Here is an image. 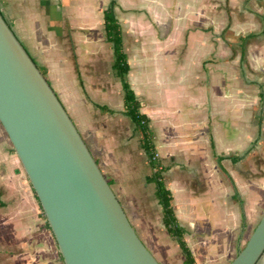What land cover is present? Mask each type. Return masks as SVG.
Returning <instances> with one entry per match:
<instances>
[{
    "label": "crops",
    "instance_id": "crops-1",
    "mask_svg": "<svg viewBox=\"0 0 264 264\" xmlns=\"http://www.w3.org/2000/svg\"><path fill=\"white\" fill-rule=\"evenodd\" d=\"M110 1L0 0V11L143 243L161 264H184L148 180L141 134L124 112L104 28ZM116 2L127 79L149 117L185 240L197 264H229L264 214V0ZM0 143V264H65L1 122ZM186 173L200 175L199 189ZM185 200L195 207L184 209Z\"/></svg>",
    "mask_w": 264,
    "mask_h": 264
},
{
    "label": "water",
    "instance_id": "water-1",
    "mask_svg": "<svg viewBox=\"0 0 264 264\" xmlns=\"http://www.w3.org/2000/svg\"><path fill=\"white\" fill-rule=\"evenodd\" d=\"M0 122L65 264H161L138 236L58 95L0 11ZM264 214L229 264H258Z\"/></svg>",
    "mask_w": 264,
    "mask_h": 264
},
{
    "label": "trees",
    "instance_id": "trees-1",
    "mask_svg": "<svg viewBox=\"0 0 264 264\" xmlns=\"http://www.w3.org/2000/svg\"><path fill=\"white\" fill-rule=\"evenodd\" d=\"M116 4H117L116 0H111L107 8L104 10V28H105L106 38L112 44V48H113V54H114V60L112 65L113 71L121 79L123 84L124 112L126 115H128L131 118V120L135 124V127L141 134V144L145 149V151L147 152L152 167V171L148 175V180L155 183L156 196L163 207V223L166 226L169 234L179 243L182 253L185 257L184 264H197L194 254L191 248L189 247L187 241L185 240L184 237L185 229L180 225L177 216L175 214L172 192L166 186L163 180L164 167L160 159L156 156L157 150L153 141V134L150 131L148 125L149 117L146 113L141 111L142 103L137 98L133 88L131 87L127 79V74L129 72L130 65H129L127 53L124 49L123 32H122L121 24L119 23V20L115 12ZM252 35L254 34H250L249 36ZM39 69L45 76L44 70L40 67ZM235 158L237 159V157ZM222 159L223 156H219V161H221ZM234 196L236 199L240 200L237 189L235 190ZM35 197L40 204V201L36 193H35ZM0 204L3 205V202L1 200V195H0ZM41 210H42V215L46 220V226L51 230V227L47 221L42 206H41ZM61 259L63 260L62 255H61Z\"/></svg>",
    "mask_w": 264,
    "mask_h": 264
},
{
    "label": "rangeland",
    "instance_id": "rangeland-1",
    "mask_svg": "<svg viewBox=\"0 0 264 264\" xmlns=\"http://www.w3.org/2000/svg\"><path fill=\"white\" fill-rule=\"evenodd\" d=\"M110 50H111V52L113 51L112 50V46L110 47ZM111 56H112V53H111ZM112 59H113V56H112ZM111 59V60H112ZM112 73H113V71H112ZM12 144V143H11ZM3 145H2V143H0V147H2ZM12 147H13V145H12ZM159 154V153H158ZM158 156V158H159V155H157ZM21 165H22V163H21ZM22 168H23V165H22ZM23 170H24V168H23ZM24 172H25V170H24ZM187 174V176H188V183L190 184V186L191 187H193L194 189H199L200 187H201V183H200V175H198V174H195V173H186ZM25 175L27 176V174H26V172H25ZM27 178H28V176H27ZM28 180H29V178H28ZM29 182H30V180H29ZM183 206H184V209H187V208H192V207H195V206H192V205H190L188 202H187V200H185L184 201V204H183ZM190 209H187V210H190ZM188 215L190 216V213H188ZM254 228L255 227H253L251 230H250V232H248L247 234H246V236H245V238H244V240H243V243L239 246V248L237 249V251H236V254H237V252L239 251V249L240 248H242L245 244H246V242H247V240H248V238H249V236L251 235V233H252V231L254 230ZM209 233L210 234H213L212 235V238L214 239V238H217L216 240H218L219 239V235H217V233H219L218 232V230H209ZM258 264H264V255L262 256V258L259 260V262H258Z\"/></svg>",
    "mask_w": 264,
    "mask_h": 264
},
{
    "label": "built area",
    "instance_id": "built-area-1",
    "mask_svg": "<svg viewBox=\"0 0 264 264\" xmlns=\"http://www.w3.org/2000/svg\"><path fill=\"white\" fill-rule=\"evenodd\" d=\"M158 154H156V156H157ZM158 157V156H157Z\"/></svg>",
    "mask_w": 264,
    "mask_h": 264
}]
</instances>
